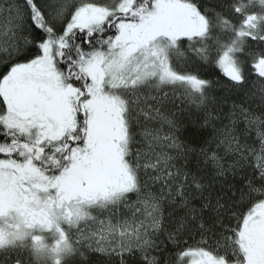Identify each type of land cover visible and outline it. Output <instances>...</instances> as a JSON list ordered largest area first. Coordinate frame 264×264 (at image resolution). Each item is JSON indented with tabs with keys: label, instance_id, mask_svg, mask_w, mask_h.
Returning a JSON list of instances; mask_svg holds the SVG:
<instances>
[{
	"label": "snow or ice",
	"instance_id": "6c2138e0",
	"mask_svg": "<svg viewBox=\"0 0 264 264\" xmlns=\"http://www.w3.org/2000/svg\"><path fill=\"white\" fill-rule=\"evenodd\" d=\"M0 264H264V0H0Z\"/></svg>",
	"mask_w": 264,
	"mask_h": 264
}]
</instances>
